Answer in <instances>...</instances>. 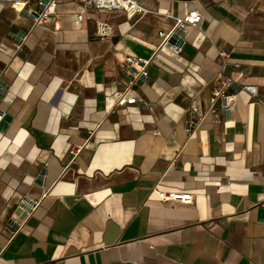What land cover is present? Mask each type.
<instances>
[{
	"label": "crops",
	"instance_id": "1",
	"mask_svg": "<svg viewBox=\"0 0 264 264\" xmlns=\"http://www.w3.org/2000/svg\"><path fill=\"white\" fill-rule=\"evenodd\" d=\"M36 1L0 0V264H264V0H56L45 20ZM193 9L180 51L161 46Z\"/></svg>",
	"mask_w": 264,
	"mask_h": 264
},
{
	"label": "built area",
	"instance_id": "2",
	"mask_svg": "<svg viewBox=\"0 0 264 264\" xmlns=\"http://www.w3.org/2000/svg\"><path fill=\"white\" fill-rule=\"evenodd\" d=\"M83 5L88 7H94L97 9L105 10H124L129 17H134L136 14H144L148 12V9L145 8L142 4L138 3L136 0H83ZM56 6V0H48L44 8L39 11L38 16L35 18L47 19V17L52 13L54 7ZM167 15L171 16L170 13ZM78 18L81 19L82 15L78 14ZM201 20V14L197 9L190 10L186 15L182 17H175L174 26L168 31H160L159 35L162 37L161 46H168L173 49L174 52L180 51V44L177 42H169L170 36L177 30H179V36L182 37V33L187 27V25H198ZM183 38V37H182ZM220 56L223 59V62L227 61V53L225 51H220ZM151 56H137V55H127L125 57L124 70L127 73L134 75L135 77L147 75V66L151 62ZM232 79L229 76L223 74L222 71H219L214 83L211 87V100H212V109L216 117V121H221V116L214 108V103L217 99L220 100L219 111L231 110L234 108V103L229 100L230 93L229 88L231 85ZM241 88L249 92L252 96L257 94V86L255 84H242ZM136 102V97L134 95H127L123 92L117 99L119 105H125L128 103ZM192 111L197 112L198 107L192 106ZM190 120V117L189 119ZM77 151V149H76ZM75 151V152H76ZM159 197L161 200H179L182 202H192L193 194L187 191H158Z\"/></svg>",
	"mask_w": 264,
	"mask_h": 264
},
{
	"label": "water",
	"instance_id": "3",
	"mask_svg": "<svg viewBox=\"0 0 264 264\" xmlns=\"http://www.w3.org/2000/svg\"><path fill=\"white\" fill-rule=\"evenodd\" d=\"M48 0H38L36 2L33 3V8L31 10L24 8L23 12L29 16H38L39 11H41L44 6L46 5ZM179 30L175 31L169 38V42H177V43H181L183 41V38L181 36H179ZM23 33V32H22ZM3 85V82L0 81V89L1 86ZM24 204H21V206L25 209L28 210V206H23Z\"/></svg>",
	"mask_w": 264,
	"mask_h": 264
}]
</instances>
